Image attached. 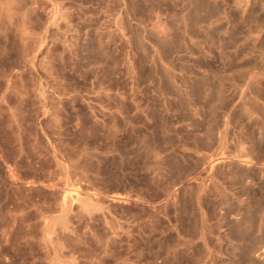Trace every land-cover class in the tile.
<instances>
[{
  "label": "rangeland",
  "instance_id": "374dc122",
  "mask_svg": "<svg viewBox=\"0 0 264 264\" xmlns=\"http://www.w3.org/2000/svg\"><path fill=\"white\" fill-rule=\"evenodd\" d=\"M1 1L0 264H264V0Z\"/></svg>",
  "mask_w": 264,
  "mask_h": 264
},
{
  "label": "bare ground",
  "instance_id": "6f19581e",
  "mask_svg": "<svg viewBox=\"0 0 264 264\" xmlns=\"http://www.w3.org/2000/svg\"><path fill=\"white\" fill-rule=\"evenodd\" d=\"M16 1H18V0H16ZM1 2H2V3H1L2 6L0 7V9H2V12H3L4 14L1 12L0 15L2 16V14H3V15L5 16V17H4L5 22H8V23L11 22V23H12V21H13V23H14V19H15L14 16L17 15V17H18V15H19V14H16V13L14 14V12H15V11L17 12V10H14V9H15V8H14V9H13L14 12H13V11H12V8H13V7L10 5V3H9V4H6V6H5V3L3 4V1H1ZM10 2H11V1H10ZM12 2H13V1H12ZM12 2H11V3H12ZM16 3H17V2H16ZM13 4H14V3H13ZM28 4H29V3H28ZM30 4H31V3H30ZM33 4H34V3H33ZM3 5H4V6H3ZM31 6H32V5H31ZM16 7H17V6H16ZM19 7H20V3H19ZM25 8H26V7H25ZM17 9H18V8H17ZM21 9H22V8H21ZM28 9H29V8H28ZM30 9H31V8H30ZM85 9H86V8H85ZM22 11H23V9H22ZM25 11H26V10H24V13H22V12L20 11V12L24 15V17H22V20H25V19L27 20V18H25V17H27L26 14H25ZM30 11H32L31 14H33V10H30ZM18 12H19V11H18ZM26 12H28V10H27ZM34 13H35V12H34ZM27 15H29V14H27ZM85 15H86V14H85ZM33 16H34V15H33ZM35 16H36V15H35ZM2 17H3V16H2ZM2 17H1V18H2ZM15 17H16V16H15ZM30 17H31V16H30ZM81 17H82V16H81ZM81 17H80V18H81ZM23 18H25V19H23ZM33 18H34V17H33ZM38 18H39V17H38ZM61 18H62V16H61ZM63 18H64V17H63ZM66 19H67V18H66ZM26 20H25L24 22H26ZM1 21H3V19H2ZM32 21H33V20H32ZM35 21H36V20H35ZM35 21H34V22H35ZM66 21H67V20H66ZM18 22H19V21H18ZM24 22H22V24H25L24 26H22L24 29L21 30V32H22V34H23L22 36H24V37H22V36H21V37H22V39H25V40H26V38H27L26 36H27V34H28L27 32H30V31H27V30H29V29H26V28H30V27H28V26L26 25L27 22H26V23H24ZM0 23H1V22H0ZM13 23H12L11 25H10V23H9V25H10V27L13 26V27H11V28L14 30V27H16V26L13 25ZM20 23H21V22H20ZM30 23H31V21H30ZM1 24H2V23H1ZM3 24H4V23H3ZM17 24H18L19 27H20V24H19V23H17ZM17 24H16V25H17ZM18 25H17V26H18ZM5 26H6V25H5ZM30 26H31V25H30ZM8 27H9V26H8ZM8 27H6V28H8ZM10 27H9V28H10ZM25 27H26V28H25ZM0 28H1V26H0ZM4 28H5V27H4ZM11 28H10V29H11ZM20 28H21V27H20ZM20 28H19V30H20ZM31 28H32V27H31ZM31 28H30V29H31ZM10 29H9V30H10ZM3 30H4V29H2V31H3ZM19 30H18V31H19ZM26 31H27V32H26ZM66 31H68V30H66ZM6 32H7V31H6ZM10 32H12V31L10 30ZM10 32H9V33H10ZM19 32H20V31H19ZM21 32H20V34H21ZM1 33H2V32H1ZM4 33H5V32H4ZM7 33H8V32H7ZM7 33H6V34H7ZM12 33H13V32H12ZM6 34H5V36H6ZM20 34H18V35H20ZM31 34H32V33H31ZM33 34H34V33H33ZM67 34H68V33H67ZM7 35H8V34H7ZM15 35H16V33H15ZM5 36H4V37H5ZM28 36H30V35H28ZM7 37H8V36H7ZM7 37H6L5 39H7ZM25 37H26V38H25ZM31 37H32V36H31ZM31 37H30V38L28 37V38L32 40ZM0 38H1V36H0ZM2 38H3V37H2ZM17 38H18V37H17ZM28 38H27V39H28ZM33 38H34V36H33ZM19 39H20V38H19ZM20 40H21V39H20ZM22 41H23V40H22ZM22 41H20V42H22ZM27 42H28V40H27L25 43L27 44ZM29 44H30V43H29ZM29 44H28V45H29ZM23 46H24V45H23ZM32 46H35V45H32ZM24 47H25V46H24ZM27 47H28V46H27ZM25 48H26V47H25ZM28 48H30V47H28ZM31 48H32V47H31ZM32 49H33V48H32ZM35 49H36V48H35ZM27 51H28V50H27ZM32 51H33V50H32ZM21 53H22V52H21ZM31 53H32V52H31ZM31 53H30V54H31ZM8 84H9V83H8ZM10 86H11V85H10ZM3 87H4V86H3ZM6 87H7V86H6ZM12 87H13V85H12L11 87H8V88L11 89ZM14 87H15V86H14ZM5 90H6V89H5ZM14 90H16V88L13 89V91H14ZM13 91H12L11 93H14ZM1 92H2V91H1ZM5 92L8 93L7 91H5ZM9 92H10V90H9ZM15 92L18 94V91H15ZM3 94H4V93H3ZM0 95H2V94H0ZM5 95H7V94H5ZM9 95H10V94H9ZM7 96H8V95H7ZM5 97H6V96H5ZM11 97H12V96L10 95L9 98H11ZM3 98H4V96H3ZM13 98H14V95H13ZM19 98H20V97H19ZM15 99H16V97H15ZM13 100H14V99H13ZM17 100H19V99H17ZM21 100H22V98H21ZM21 100H20L19 102H21ZM25 100H27V99H25ZM0 101H1V99H0ZM2 101H3V99H2ZM5 101L7 102V98H6ZM9 101H10V100H9ZM27 101H28V100H27ZM27 101H25V102H27ZM68 101H69V100H68ZM6 102H4V103H6ZM16 102H18V101H16ZM22 102L24 103V100H23ZM22 102H21V103H22ZM28 102H29V101H28ZM7 103H8V102H7ZM23 103H22V104H23ZM0 104H1V102H0ZM8 104H9V103H8ZM8 104H7V106H8ZM16 104H17V103H16ZM2 105H3V103H2ZM10 105H11V103H10ZM11 106H13V105H11ZM14 106H15V105H14ZM14 106H13V107H14ZM17 106H18V104H17ZM21 106H22V105H21ZM8 107H9V106H8ZM8 107H7V108H8ZM13 107H12V108H13ZM22 107H23V106H22ZM12 108H11V110H12ZM14 108H15V107H14ZM4 109H5V108H4ZM16 109H17V107H16ZM18 109H19V106H18ZM26 109H27V108H26ZM2 110H3V109H2ZM2 110H1V111H2ZM13 110H14V109H13ZM1 111H0V113H1ZM6 111H8V110H6ZM9 111H10V110H9ZM24 111H25V110H24ZM24 111H23V112H24ZM12 112H13V111H12ZM12 112L10 113V115H11V114H12V115H13V114L16 115L15 113L17 112V110L14 111L15 113H12ZM2 113H3V112H2ZM7 113H8V112H7ZM24 113H25V112H24ZM28 113H29V112H28ZM0 115H1V114H0ZM10 115H9V116H10ZM19 115H21V116L23 115V114H21V111H20V114H19ZM1 116H2V115H1ZM7 116H8V115H7ZM9 116H8V117H9ZM15 117H16V116H15ZM15 117H14V119H13V117H12V120L17 119V118H18V115H17L16 118H15ZM19 118H20V117H19ZM22 118H23V117H22ZM1 119H2V118H1ZM9 120H10V119H9ZM12 120H11V121H12ZM17 121L19 122V119H17ZM25 121H26V120H25ZM25 121H24V122H25ZM29 122H30V121H29ZM14 123H17V122H13V124H14ZM20 123H21V122H20ZM27 123H28V122H27ZM28 124H29V123H28ZM14 125H15V124H14ZM17 125H18V123H17ZM17 125H15V126H17ZM18 126H19V125H18ZM20 127H21V125H20ZM8 128H11V129H12L13 126H12V127L10 126V127H8ZM16 128H17V127H16ZM13 129H15V127H14ZM19 130H20V129H17V131H19ZM20 131H21V130H20ZM20 131H19V132H20ZM23 132H24V131H23ZM5 133H6V132H5ZM13 135H14V134H13ZM18 135H20V133H19ZM14 136H15V135H14ZM7 137H8V136H7ZM20 137H21V136H20ZM113 137H115V136H113ZM13 138H14V137H13ZM21 138H22V137H21ZM19 139H20V138H19ZM24 141H25V140H23V142H24ZM21 143H22V141H21ZM23 144H24V143H23ZM27 144H28V143H27ZM11 146H12V145H11ZM29 147H30V146H29ZM34 150H35V149H34ZM22 152H24V150H23ZM32 152H33V151H32ZM25 153H26V152H25ZM41 153H42V152H41ZM21 155H22V154H21ZM25 155H26V154H25ZM35 156H36V155H35ZM38 156H39V155H38ZM41 157H42V156H41ZM46 160H47V159H46ZM39 161H40V160H39ZM48 161H49V160H48ZM0 164H1V162H0ZM16 164H17V163H16ZM3 166H4V165H3ZM3 166L1 165V167H2V172H1V173L4 172L8 184H10V186L16 184L17 182H18V184H19V181H17L18 179L16 180V176H17V175H16V176L14 175V176H15V178H14V176L11 174L12 172L10 173L11 170H8V169L5 167L6 164H5L4 167H3ZM52 166H53V165H52ZM28 168H29V167H28ZM10 169H11V168H10ZM46 169H47V168H46ZM32 170H33V168H32ZM25 171H26V170H25ZM26 172H28V171H26ZM29 172H30V171H29ZM35 172H36V171H35ZM44 172H45V171H44ZM1 173H0V174H1ZM13 173H14V172H13ZM37 173H38V172H37ZM15 174H16V173H15ZM45 175H46V174H45ZM240 177H241V176H240ZM0 178H1V177H0ZM241 178H242V177H241ZM19 179H20V178H19ZM237 179H239V178H237ZM6 180H5V181H6ZM40 180H41V179H40ZM48 180H49V179H48ZM0 181H1V180H0ZM26 181H27V180H26ZM239 181H240V180H239ZM242 181H243V180H242ZM24 182H25V181H24ZM27 182H28V181H27ZM29 182H31V181H29ZM35 182H36V181H35ZM4 183H5V182H4ZM37 183H38V182H37ZM41 183H42V182H41ZM43 183H44V182H43ZM43 183L40 184V187H41V185L43 186ZM46 183H47V182H46ZM34 184H35V183H34ZM47 184H48V183H47ZM50 184H51V183H50ZM50 184H49V185H50ZM28 185H29V184H28ZM49 185H48V186H49ZM23 186H24V185H23ZM23 186H22V187H23ZM46 186H47V185H46ZM15 187H17V186H15ZM10 188H12V187H10ZM17 188H18V187H17ZM41 188L44 189V191H45V190H46V191H49V188H50V187H49V188H48V187L46 188V187H45V184H44V187H41ZM41 188H39V189H41ZM52 188H53V187H52ZM55 188H56V187H54V189H55ZM14 189H15V188H14ZM31 189H32V188H31ZM31 189H30V190H31ZM50 189H51V188H50ZM51 190H52V189H51ZM14 191H15V190H14ZM59 191H60V189H59ZM50 192H51V191H50ZM32 193H33V192H32ZM44 193H45V192H44ZM28 194H29V193H28ZM54 194H55V193H54ZM59 194H60V192H59ZM37 195H38V194H37ZM39 195H40V194H39ZM26 196H27V195H26ZM59 196H60V195H59ZM52 197H53V196H52ZM52 197H51V198H52ZM55 197H56V196H55ZM68 197H69V196H68ZM119 197H120V196H118V199H119ZM21 198H22V197H21ZM21 198H20V199H21ZM64 198H65L64 201H62V202L60 201L61 204H60L59 206H60V208L62 209L61 211L63 212V213H62L63 215H62V218H61V219H62V223H63V226H62V227L65 228V230H66V226H65V225H66L67 223H69V222L66 223V221H65L66 224H64L63 221L65 220V219H64V218H65V215H66L67 213H68V215H69V212H70L69 209H70L71 207H70L69 204H68V200H67L66 196H65ZM39 199H40V198H39ZM44 199H45V198H44ZM54 199L58 200L57 198H54ZM62 199H63V198H62ZM62 199H61V200H62ZM72 199H73V198H72ZM121 199H122V198H121ZM26 200H27V199H26ZM26 200H25V201H26ZM46 200H47V199H46ZM79 200H80V201H79ZM34 201H35V200H34ZM34 201H32V202H34ZM78 201L81 202V206H80V205H78V206H80L81 209H83V210L86 209V210L90 211V210H92L93 208H96V207H97V206L95 207V206H93V205H90L89 202H88V200H87V199H84V198H82V199H81V198H78ZM78 201H77V202H78ZM38 202H39V201H38ZM42 203H43V202H42ZM57 203H59V202H57ZM25 204H26V202H25ZM40 204H41V203H40ZM49 204H50V203H49ZM78 204H79V203H78ZM28 205H29V204H28ZM34 205H35V204H34ZM38 205H39V204H38ZM43 205H44V204H43ZM39 206H40V205H39ZM55 206H56V205H55ZM32 207H33V206H32ZM37 207H38V206H37ZM46 207H47V206H46ZM72 207H73V205H72ZM82 207H83V208H82ZM31 209H32V208H31ZM41 209H42V207H41ZM43 209H44V208H43ZM98 209H99V208H98ZM98 209H97V211H98ZM100 209H101V208H100ZM100 209H99V210H100ZM68 211H69V212H68ZM94 211H95V210H94ZM94 211H92V212H94ZM85 212H86V211H85ZM90 212H91V211H90ZM92 212H91V213H92ZM99 212H100V211H99ZM70 213H71V212H70ZM38 214H39V213H38ZM93 214H94V213H93ZM96 214H97V213H96ZM68 215H66V216H68ZM67 218H68V217H67ZM58 219H59V218H58ZM61 219H60L59 221H58V220H57V221L60 222ZM60 223H61V222H60ZM62 223H61L60 225H62ZM62 227H61V228H62ZM70 228H71V227H70ZM67 229H69V228H67ZM63 230H64V229H63ZM63 230H62V231H63ZM42 231H43V230H42ZM68 231L70 232V230H68ZM241 231H242V230H241ZM66 232H67V230H66ZM42 233H43V232H42ZM73 233H74V232H73ZM43 234L45 235V237L43 238V239H44V241H43L44 244H45V243H48V242H49V244H50V240H51V239H50L49 236H48V228H46V227L44 228V233H43ZM61 234H62V233H61ZM242 235H243V234H242ZM27 239H28V238H27ZM79 240H80V238H79ZM182 240H183V239H182ZM25 241H26V240H25ZM51 241H52V240H51ZM58 241H59V239H58ZM26 242H27V241H26ZM58 243H59V242H58ZM60 243H61V242H60ZM175 244H176V243H175ZM26 245H27V244H26ZM55 245H56V244H55ZM177 245H178V244H177ZM44 246H45V245H44ZM175 247H176V246H175ZM182 247H183V246H182ZM178 249H179V247H178ZM174 250H175V249H174Z\"/></svg>",
  "mask_w": 264,
  "mask_h": 264
}]
</instances>
